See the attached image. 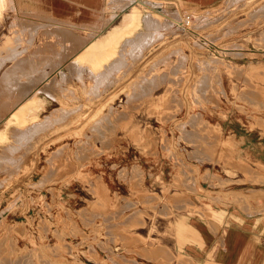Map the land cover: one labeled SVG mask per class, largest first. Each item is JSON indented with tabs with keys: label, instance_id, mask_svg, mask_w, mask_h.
<instances>
[{
	"label": "rangeland",
	"instance_id": "obj_1",
	"mask_svg": "<svg viewBox=\"0 0 264 264\" xmlns=\"http://www.w3.org/2000/svg\"><path fill=\"white\" fill-rule=\"evenodd\" d=\"M10 1L3 0L0 3V63H2L0 64V177L3 178H0V264H28V262L29 264L31 262L35 264H83L82 253L78 251L80 248H77L83 243L82 225L76 227L77 233H73L79 237L78 239L67 240L65 239V235L68 233V230L74 232L71 226L72 223L66 219L68 218L67 215L70 217H83V208L81 207L85 201L84 196L88 195V193H85V184H88V187L90 184H106V181L110 184H123L119 181L135 178L137 180L135 181L134 179L133 181H141L140 184H148L154 191H159L160 186L163 187V182L167 184H179L182 180L191 184L192 182L195 183L201 180L215 181L218 178L220 181H223L220 184L226 186L228 182L233 181V178L232 180H228V174H235L232 164L243 165L245 163L249 165V162L252 161V165L258 168V163L253 160H247L241 155L239 143L230 139L232 133L240 134L245 132L246 129L252 130L253 133L258 135L260 133L264 134V124L261 126L264 123V98H262L264 94H260L264 93V0H225L221 5L207 8H187L172 2L166 3V5L164 2H161V5H164V7L160 8V10L162 12L165 11L163 16L153 15L148 10L135 15L134 23H132L129 30L124 31V33H118L111 42L103 44L100 51L94 49L90 52L85 59V69L78 67L79 70H76L78 73L75 71L76 75L67 76V74H62L57 78L55 76L49 77L46 66H52L53 58L76 52L82 48L83 44L80 32L60 26L58 23H53L50 16L47 18L46 15L36 11L38 7L33 1L12 0V3ZM147 3L152 4L151 1ZM255 10L258 11V14ZM168 13L170 15L172 14L175 19L167 27H161L158 30L156 28L148 29V27H145L144 16L152 14L151 16L164 20L168 17ZM18 19H21V21ZM129 20L130 17L126 19V21ZM143 32L146 35L142 34ZM146 32H148V35ZM32 33L33 35L35 34V37ZM136 33L137 35L141 33L139 35L141 37L138 36L140 39L136 37ZM25 34L28 35V38L27 36L25 37ZM22 36L23 38H21ZM127 36L130 39H126ZM19 39L21 43L18 42ZM13 40L14 42L17 41V48L13 44ZM144 40L146 42L150 40L151 43H146ZM9 43L13 45L9 47ZM41 43H43V46ZM141 43L143 44L141 45ZM141 46L145 47L143 48ZM12 48L17 50L18 54L17 52L15 53L18 56L13 52ZM20 49H25V51H21ZM122 49L127 50L128 53ZM39 51L43 53L40 55ZM123 52L125 53V57L128 56V59L123 56ZM50 53L52 54L50 55ZM33 55L38 61H35L36 59H34L35 57ZM215 56L217 57L216 59ZM117 57L119 60H117ZM183 57L184 59H182ZM114 58L115 61H111ZM161 59H164V61ZM169 59L173 60L174 63L173 61L171 63ZM205 59H208V69L206 68V63H204L206 62ZM218 59L219 61L216 62ZM14 60L18 61L14 63ZM156 60L157 65H155ZM167 61L169 64H166ZM38 62H43L40 63L42 66ZM122 62L124 63L123 65ZM181 62L184 66H182ZM198 62L201 63V66ZM203 63L205 67H202L204 66ZM260 63L263 64L260 65ZM170 64H173L175 67ZM27 65L29 66L27 67ZM166 65L170 67H166ZM162 67H165L166 73L168 71L167 78ZM6 68H10L8 69L10 71L9 73ZM153 68L155 69L153 70ZM168 68L170 71L167 70ZM17 69H19L18 71L20 73L15 74ZM23 69L25 70L22 72L21 70ZM106 70H109V73ZM41 72H44L42 73L44 76ZM202 72L206 75L204 76ZM7 73L10 78L7 76ZM159 73L162 74V76H159L160 78L156 76V74L161 75ZM172 73H175L174 76ZM26 74L27 76H25ZM163 75H165L164 78L166 80L163 78ZM202 75L204 79H202ZM141 77H143V81L140 79ZM151 77L152 80L153 78L157 79L158 86L155 85V79L154 81L149 80ZM27 79L28 82L26 81ZM42 79L47 82L51 81V79L54 80L55 91L46 88ZM63 80L64 82H62ZM29 81L36 83L32 82L31 84ZM98 81H100V84H98ZM177 81L180 82V85H178ZM200 81L204 84L199 83ZM204 81H206V84ZM19 83L21 84L19 85ZM172 83H177V87ZM14 85L15 87L19 86V88H15ZM136 85L138 87L140 86V88L142 87V90ZM172 85L174 89H172ZM94 86L95 88H93ZM216 86L217 89H215ZM149 88L153 89L150 90ZM197 88H199V91H197ZM5 89H7L6 92ZM193 89L194 91H192ZM69 90L73 92L70 93ZM206 90L209 92L207 93ZM66 91L68 94L63 93ZM140 91L143 92L141 93ZM130 92L134 93L132 94ZM150 92L151 95H149ZM146 93H148V97ZM135 94L140 101L136 100V102H133L137 99ZM254 96L258 98L256 99ZM39 97H47L50 100L48 102L49 108L41 113L28 111L34 107L32 104L35 102H31L35 99V101L39 100L40 102ZM130 98L132 99L131 102L129 101ZM14 99L16 100L15 102H13ZM198 99H200V102ZM29 102L33 106L32 108ZM137 102H140L141 105ZM68 107H72L73 109H69ZM157 107L160 109H157ZM20 108H24V112ZM125 108L128 109V112H125ZM60 109L63 111L61 112ZM36 110H39V108ZM164 110L166 114L163 113ZM12 113H14L13 116H11ZM67 113L69 116L66 117L68 115ZM158 113H162L163 115L161 114L162 116H160ZM164 114L166 117H164ZM194 114H197L198 116H196L198 118L193 116ZM54 115H57L56 119ZM61 115L62 118H65L61 119ZM104 115L106 119L101 118ZM110 117L116 120L114 124H111V121L113 123L114 119ZM159 117H163L164 119ZM45 121L47 122L45 123ZM91 121L96 126L92 125ZM105 121L109 126H107ZM54 122L55 124H53ZM47 123H50V125ZM89 124L91 127H89ZM33 125L37 127L33 128ZM94 126L95 128L98 127L96 128L97 130ZM28 128H30V131H33V136ZM31 128L34 130H31ZM206 131L210 132L207 134ZM193 132H195V137L191 134ZM14 133L18 134L13 136L15 135ZM83 133L86 136L88 135L87 138ZM21 134L28 135L29 139L33 138L34 140L26 139V136L23 137ZM37 134L39 135L37 136ZM148 135L149 137L147 139ZM152 136L155 137L153 138ZM196 138L197 140L199 139L198 141L200 143ZM22 139L27 141H23ZM85 139L86 142L84 141ZM81 141L82 145L80 143ZM83 143L89 145L85 144L86 146L84 145V147ZM202 144L205 145L202 146ZM23 147H25V150H23ZM17 148L19 149V152H17L20 156L15 151ZM20 149L22 152H20ZM75 150L79 154L75 153ZM58 151L59 154H57ZM235 154L236 156L234 158ZM6 160L10 161L6 163ZM13 161L15 164L18 161L17 166H15ZM1 167H4V171ZM74 168H77L78 172ZM134 168L139 170V173ZM140 172L143 173L140 174ZM95 174H99L97 176L101 177H95ZM97 181L102 183H98ZM51 189L56 191L52 192ZM167 189L169 190V187ZM73 220H75V217ZM58 241L61 243L59 244ZM28 247L29 249L32 248L33 251L32 249L29 251ZM20 249L22 252H20ZM56 249L58 251H53ZM31 251L32 253H30ZM31 256L33 260H31Z\"/></svg>",
	"mask_w": 264,
	"mask_h": 264
},
{
	"label": "crops",
	"instance_id": "obj_2",
	"mask_svg": "<svg viewBox=\"0 0 264 264\" xmlns=\"http://www.w3.org/2000/svg\"><path fill=\"white\" fill-rule=\"evenodd\" d=\"M28 1H33L38 7L36 11L46 15L47 18L50 16L53 23L80 32L83 47L76 52L59 56L58 60L53 58L57 65L53 62L52 66H46L49 77H58L63 72V74L66 72L67 76L76 74L75 70L79 66L82 67V64L86 68L85 59L94 50L93 46L96 43L100 41L104 44L109 43L118 33H124L131 28L134 22L126 21L129 15L135 16L148 10L152 14L163 16L160 8L164 5H161V2L165 5L172 2L187 8H207L221 5L225 0ZM148 1L152 4H148ZM66 61L67 64H65ZM44 83L46 88L55 91L54 80L51 79L49 82L43 80ZM39 99V110H34L32 113H41L49 108L50 100L47 97H39ZM231 140L239 143L241 155L247 160L258 163V168L252 165V161L249 165L233 164L235 174H228V180L233 178V181L228 182L226 186L220 184L223 181L218 178L215 181L201 180L191 184L182 180L179 184L163 182V187L160 186L159 191H154L148 184H141L142 187L136 185L131 179L119 181L123 184H110L106 181L103 189L104 184H90L89 187L85 184V193L88 195L84 196L83 217L74 216L75 220H73L74 217L67 215L66 219L72 223L74 232L68 230L65 239H78L79 237L73 233H77L76 227L82 225L83 243L77 248H80L78 251L82 253L83 264H264V134L258 135L246 129L240 134L232 133ZM99 193H104V196ZM97 194L102 199L103 206ZM105 195L111 197L108 196L109 199H107ZM147 195L152 196L149 199ZM90 201H93L95 205ZM106 201L107 204H105ZM115 204L120 206L116 207ZM104 205L107 206H105L107 210ZM94 206L99 209L96 210ZM100 207H103L105 211L100 210ZM133 211L136 212L133 214ZM140 211H142L141 214ZM104 213L109 214L108 216L112 214L113 218L105 216ZM127 216L129 219L126 218ZM103 219L104 222H102ZM137 221L140 224H136ZM130 222L132 225L128 224ZM108 223H111L109 225L112 227H107ZM116 229H119L120 233ZM108 231L110 234L107 233ZM102 245L103 248H101ZM108 247H111V251ZM93 255L95 258L92 257Z\"/></svg>",
	"mask_w": 264,
	"mask_h": 264
},
{
	"label": "bare ground",
	"instance_id": "obj_3",
	"mask_svg": "<svg viewBox=\"0 0 264 264\" xmlns=\"http://www.w3.org/2000/svg\"><path fill=\"white\" fill-rule=\"evenodd\" d=\"M11 1H12V0H11ZM11 1H10V2H11ZM239 1H240V0H239ZM1 2H3V0H0V3H1ZM12 2H13V1H12ZM12 2H11V3H12ZM13 4H14V3H13ZM12 7H13V6H12ZM258 9H259V8H258ZM256 10H257V9H256ZM256 10H255V12L257 13L258 11H256ZM263 10H264V9H263ZM164 12H165V11H164ZM164 12H163V14H164ZM249 13H250V12H249ZM251 13H252V12H251ZM168 14H169V13H168ZM257 14H258V13H257ZM259 14H260V13H259ZM151 15H152V14H151ZM151 15L149 14V15H147V16H144V17H145V19H144L145 27H148V29H151V28H154V29H155V28H156V30H158V29L161 28V27H167L170 23H173V19H175V18L173 17L172 14H171V15L169 14L168 17H166L164 20H161L160 18L158 19V18L153 17V16H151ZM153 15H154V14H153ZM256 16H257V15H256ZM259 16H260V15H259ZM17 17H19V16H17ZM129 17H130L129 22L132 23L133 20H134V15L128 16L127 18H129ZM257 18H258V17H257ZM18 20H19V19H18ZM18 20H17V21H18ZM19 21H21V19H20ZM177 21H178V19H177ZM19 25H20V24H19ZM34 25H35V24H34ZM122 25H123V24H122ZM131 26H132V24H131ZM170 26H171V25H170ZM21 27H22V24H21ZM24 27H25V26H24ZM24 27H23V28H24ZM28 27H29V26H28ZM233 27H235V26H233ZM24 29H25V28H24ZM146 29H147V28H146ZM148 29H147V30H148ZM235 29H236V28H235ZM13 30H15V29H13ZM16 30H17V29H16ZM34 30H35V29H34ZM24 31H26V30H24ZM27 31H28V30H27ZM130 31H131V30H130ZM144 31H145V30H144ZM136 32H137V31H136ZM29 33H30V32H29ZM146 33H147V35H148V32H146ZM16 34H17V33H16ZM18 34H19V33H18ZM35 34H36V32H35ZM35 34L33 35V33H32V35H33L34 37H35ZM142 34H144V32H143ZM150 34H151V33H150ZM153 34H154V33H153ZM136 35H137V33H136ZM139 35H141V33H140V34L138 33V35H137L136 37H138ZM144 35H146V34H144ZM144 35H143V36H144ZM26 36H27V38H28V35L25 34V37H26ZM19 37H20V36H19ZM34 37H33V39H34ZM42 37H43V36H42ZM131 37H132V36H131ZM139 37H141V36H139ZM139 37H138V39H140ZM15 38H16V37H15ZM21 38H23V36H22ZM44 38H45V37H44ZM103 38H104V37H103ZM127 38H129V37L127 36L126 39H127ZM146 38H147V37H146ZM148 38H149V36H148ZM148 38H147V39H148ZM154 38H155V36H154ZM12 39H13V38H12ZM17 39H18V37H17ZM47 39H48V38H47ZM126 39H124V40H126ZM129 39H130V38H129ZM134 39H135V38H134ZM138 39H137V40H138ZM141 39H142V38H141ZM144 39H145V38H144ZM14 40H15V39H14ZM14 40H13L12 42H13L14 45H16V48H17V43H16L17 41L14 42ZM30 40H32V39L30 38ZM43 40H44V39H43ZM137 40H136V42H137ZM142 40H143V39H142ZM150 40H151V39H150ZM150 40L147 41V42L151 43ZM19 41H21V40L19 39L18 42H19ZM32 41H33V40H32ZM45 41H47V40L45 39ZM144 41H145V40H144ZM151 41H152V40H151ZM153 41H154V39H153ZM50 42H51V40H50ZM136 42H135V43H136ZM138 42H139V40H138ZM145 42H146V41H145ZM147 42H146V43H147ZM10 43H11V42H10ZM10 43H9V45H8L9 47L13 45V44L10 45ZM15 43H16V44H15ZM19 43H21V42H19ZM19 43H18V44H19ZM48 43H49V42H48ZM48 43H47V44H48ZM51 43H52V42H51ZM126 43H127V42H126ZM128 43H129V42H128ZM29 44H30V43H29ZM41 44H42V46H43V43H41ZM41 44H40V45H41ZM53 44H54V43H53ZM103 44H104V42H103V41H100L99 43H96V44L93 46V49H95V50H97V51H100V50H101V47L103 46ZM132 44H133V43H132ZM139 44H140V43H139ZM142 44H143V43H141V45H142ZM19 45H20V44H19ZM145 45H146V44H145ZM147 45H149V44H147ZM25 46H26V45H25ZM36 46H37V44H36ZM38 46H39V43H38ZM44 46H45V45H44ZM51 46H53V45H51ZM54 46H55V45H54ZM131 46H132V45H131ZM23 47H24V46H23ZM132 47H133V46H132ZM136 47H138V46L136 45ZM141 47H143V46H141ZM144 47H145V46H144ZM144 47H143V48H144ZM33 48H34V47H33ZM42 48H43V47H42ZM42 48H41V49H42ZM49 48H50V47H49ZM51 48H52V47H51ZM54 48H56V47H54ZM122 48H123V47H122ZM126 48H127V47H126ZM128 48H129V47H128ZM134 48H135V46H134ZM143 48H141V49H143ZM26 49H28V48L26 47ZM38 49H39V48H38ZM52 49H53V48H52ZM56 49H57V48H56ZM3 50H5V49H3ZM12 50H13L14 53L17 52V50H15L14 48H12ZM14 50H15V51H14ZM20 50H21V51H25V49H24V50L20 49ZM20 50H19V51H20ZM29 50H30V49H29ZM31 50H32V49H31ZM34 50H35V49H34ZM119 50H121V49H119ZM122 50H123V49H122ZM124 50H125V49H124ZM124 50H123V51H124ZM128 50H129V49H128ZM143 50H144V49H143ZM5 51H7V50H5ZM45 51H46V49H45ZM49 51H50V50H49ZM135 51H136V50H135ZM9 52H10V51H9ZM13 52H11V53H13ZM26 52H28V51H26ZM30 52H31V51H30ZM34 52H35V51H34ZM36 52H37V51H36ZM50 52H51V51H50ZM53 52H54V51H53ZM119 52H120V51H119ZM119 52H118V53H119ZM121 52H122V51H121ZM125 52H127V50H125ZM129 52H131V51H129ZM0 53H1V52H0ZM20 53H21V52H20ZM28 53H29V52H28ZM37 53H38V52H37ZM39 53H40V55H41L43 52L41 53V52L39 51ZM57 53H58V52H57ZM127 53H128V52H127ZM15 54H16V53H15ZM17 54H18V52H17ZM17 54H16V55H17ZM47 54H48V53H47ZM51 54H52V53H50V55H51ZM121 54H122V53H121ZM131 54H133V53L131 52ZM131 54H129V55H131ZM10 55H11V54H10ZM28 55H29V54H28ZM31 55H32V54H31ZM31 55H30V56H31ZM36 55H37V54H36ZM48 55H49V54H48ZM124 55H125V53L123 52V56H124ZM134 55H135V54H134ZM0 56H1V55H0ZM11 56H12V55H11ZM11 56H10V57H11ZM14 56H15V55H14ZM17 56H18V55H17ZM33 56H34V55H33ZM37 56H38V55H37ZM56 56H57V55H56ZM80 56L82 57V55H80ZM120 56H122V55H120ZM126 56H127V54H126ZM187 56H188V55H187ZM20 57H21V56H20ZM22 57H23V54H22ZM34 57H35V56H34ZM49 57H50V56H49ZM60 57H61V56H60ZM118 57H119V56H118ZM118 57H117V60H119ZM124 57H125V56H124ZM127 57H128V56H127ZM127 57H125V58H127ZM168 57H169V56H168ZM26 58H27V57H26ZM30 58H31V57H30ZM30 58H28V60H30ZM42 58H43V57H42ZM47 58H48V57H47ZM62 58H63V57H62ZM216 58H217V57L215 56V59H216ZM218 58L220 59V57H218ZM2 59H3V58H2ZM14 59H15V58H14ZM21 59H22V58H21ZM24 59H25V58H24ZM34 59H36V57H35ZM51 59H52V58H51ZM54 59H55V58H54ZM54 59H53V60H54ZM65 59H66V58H65ZM122 59H123V58H122ZM122 59H121V60H122ZM127 59H128V58H127ZM179 59H181V58H179ZM179 59H178V60H179ZM182 59H184V57H183ZM210 59H211V58H210ZM219 59L216 60V62L219 61ZM18 60H19V59H18ZM18 60H17V61H18ZM26 60H27V59H26ZM32 60H33V57H32ZM32 60H31V62H32ZM53 60H52V61H53ZM57 60H58V56H57ZM57 60H56V61H57ZM78 60H79V59H78ZM113 60L115 61V58L112 59L111 61H113ZM117 60H116V61H117ZM161 60H162V59H161ZM166 60H167V59H166ZM169 60H170V59H169ZM205 60H206V59H205ZM212 60H213V57H212ZM15 61H16V60H14V63L17 62V61L15 62ZM35 61H38V60L36 59ZM122 61H123V60H122ZM127 61H128V60H127ZM158 61H160V60L158 59ZM162 61H164V59H163ZM171 61H173V60H170V62H171ZM182 61H183V60H182ZM185 61H186V60H185ZM207 61H208V59H207L206 62H204V63H206V68L208 69L209 67H208V64H207L208 62H207ZM221 61H222V60H221ZM19 62H21V61H19ZM19 62H18V63H19ZM47 62H48V61H47ZM49 62H50V60H49ZM49 62H48V63H49ZM53 62H54V61H53ZM165 62H166V61H165ZM176 62H177V61H176ZM202 62H203V61H202ZM222 62H223V61H222ZM27 63H28V62H27ZM32 63H33V62H32ZM38 63H39V62H38ZM40 63H43V62H40ZM40 63H39V64H40ZM50 63H51V62H50ZM56 63H57V62H56ZM56 63H55V64H56ZM113 63H114V62H113ZM113 63H112V64H113ZM116 63H117V62H116ZM125 63H127V62H125ZM159 63H161V62H159ZM171 63H172V62H171ZM173 63H174V61H173ZM177 63H178V62H177ZM183 63H184V61H183ZM198 63H199V65L201 66V63H200V62H198ZM204 63H203V64H204ZM226 63H227V62H226ZM0 64H2V63H0ZM21 64H23V63H21ZM30 64H31V63H30ZM45 64L47 65V63H45ZM65 64H67V61H66ZM72 64H74V63L72 62ZM75 64H76V63H75ZM104 64H105V63H104ZM110 64H111V63H110ZM123 64H124V63L122 62V65H123ZM154 64H155V63H154ZM166 64H169L168 61H167ZM179 64H180V63H179ZM181 64H182V62H181ZM203 64H202V65H203ZM261 64H263V63H260V65H261ZM23 65H26V64H23ZM23 65H22V66H23ZM40 65H41V64H40ZM40 65H38V66H40ZM56 65H57V64H56ZM69 65H70V64H69ZM115 65L117 66V64H115ZM120 65H121V64H120ZM155 65H157V60H156V64H155ZM170 65H173V64H170ZM196 65H198V64H196ZM28 66H29V65H27V67H28ZM33 66H34V65H33ZM41 66H42V65H41ZM50 66H51V65H50ZM78 66H79V65H78ZM83 66H84V65L82 64V67H83ZM85 66H86V65H85ZM167 66H168V65H166V67H167ZM173 66H174V65H173ZM182 66H184V65L182 64ZM182 66H181V67H182ZM224 66H225V65H224ZM229 66H231V65H229ZM232 66H233V65H232ZM18 67L20 68V66H18ZM75 67H76V66H75ZM79 67H81V66H79ZM82 67H81V68H82ZM91 67H92V66H91ZM113 67H114V66H113ZM168 67H170V66H168ZM174 67H175V66H174ZM174 67H172V68H174ZM181 67H179V68H181ZM197 67H198V66H197ZM202 67H205V64H204V66H202ZM251 67H252V64H251ZM255 67H256V65H255ZM255 67H254V68H255ZM258 67H259V66H258ZM10 68H12V67H10ZM10 68H8V69H10ZM15 68H16V67H15ZM55 68H56V67H55ZM77 68H78V67H77ZM81 68H80V69H81ZM83 68H84V67H83ZM89 68H90V67H89ZM105 68L108 69L107 67H105ZM111 68H112V67H111ZM117 68H118V67H117ZM117 68H116V69H117ZM120 68H121V67H120ZM120 68H119V69H120ZM162 68H163V67H162ZM162 68H161V69H162ZM6 69H7V68H6ZM8 69H7V71H8ZM12 69H14V68H12ZM12 69H11V71H12ZM84 69H85V68H84ZM84 69H83V70H84ZM92 69H93V68H92ZM101 69H102V68H101ZM149 69H150V68H149ZM154 69H155V68H153V70H154ZM158 69H159V68H158ZM158 69H157V70H158ZM163 69H164V70H163ZM163 69H162V70L165 72V71H166L165 67H164ZM170 69H171V68H170ZM181 69H182V68H181ZM198 69H199V68H198ZM252 69H253V68H252ZM18 70H19V69H17V70L15 71V74L18 73V72L20 73V71H18ZM24 70H25V69H23V70H21V71L23 72ZM28 70H29V69H28ZM39 70H40V69H39ZM77 70H79V69H77ZM89 70H90V69H89ZM94 70H96V69H94ZM111 70H112V69H111ZM151 70H152V68H151ZM167 70H169V68H168ZM179 70H180V69H179ZM209 70H210V69H209ZM26 71H27V70H26ZM29 71H30V70H29ZM41 71H42V69H41ZM75 71H76V70H75ZM80 71H81V70H80ZM96 71H97V70H96ZM96 71H95V72H96ZM106 71H108V73H109V70H106ZM114 71H115V70H114ZM114 71H113V73H114ZM155 71H156V70H155ZM169 71H170V70H169ZM172 71H174V70H172ZM183 71H184V70H183ZM201 71H203V70H201ZM205 71H207V70H205ZM9 72H10V71H8V73H9ZM13 72H14V71H13ZM13 72H12V74H13ZM39 72H40V71H39ZM39 72H38V73H39ZM47 72H48V71H47ZM62 72H63V71H62ZM89 72H90V71H89ZM152 72H153V71H152ZM152 72H151V73H152ZM184 72H185V71H184ZM195 72H196V71H195ZM203 72H204V71H203ZM203 72H202V74L205 76L206 74L203 73ZM230 72H231V71H230ZM239 72H240V71H239ZM8 73H7V76L9 77ZM25 73H26V72H25ZM34 73H36V72L34 71ZM42 73H44V72H41V74H42ZM45 73H46V71H45ZM63 73H64V72H63ZM63 73H62V74H63ZM76 73H78V72L76 71ZM116 73H117V72H116ZM149 73H150V72H149ZM156 73H158V72H156ZM165 73H166V72H165ZM167 73H168V71H167ZM167 73H166V78H167ZM169 73H170V72H169ZM175 73H176V72H175ZM175 73H174V74H175ZM208 73H209V72H208ZM232 73H233V72H232ZM41 74H39V75H41ZM60 74H61V73H60ZM66 74H67V73L65 72L64 75H66ZM92 74H93V73H92ZM110 74H111V71H110ZM153 74H154V72H153ZM159 74H161V73H159ZM174 74L172 73L173 76H174ZM253 74H254V73H253ZM260 74H261V73H260ZM4 75H5V73H4ZM19 75H21V74H19ZM28 75H29V74H28ZM33 75H34V74H33ZM36 75H37V74H36ZM42 75H43V74H42ZM53 75H54V74H53ZM64 75H63V77H64ZM67 75H68V74H67ZM75 75H76V74H75ZM80 75H81V72H80ZM111 75H112V74H111ZM148 75H149V74H148ZM154 75H155V74H154ZM154 75H153V76H154ZM172 75H171V76H172ZM203 75H202V79H204V78H203ZM207 75H208V74H207ZM218 75H219V74H218ZM10 76H11V74H10ZM25 76H27V74H26ZM43 76H44V75H43ZM90 76H91V75H90ZM90 76H89V78H90ZM93 76H94V74H93ZM95 76H97V75H95ZM151 76H152V75H151ZM156 76H157L158 78H160L159 76H162V74H161V75H157V74H156ZM156 76H154V77H156ZM164 76H165V75H163V78H164ZM180 76H181V75H180ZM4 77H5V76H4ZM8 77H7V78H8ZM16 77H17V75H16ZM39 77H40V76H39ZM78 77H79V76H78ZM87 77H88V76H87ZM103 77L105 78V76H103ZM106 77H107V76H106ZM169 77H170V76H169ZM177 77H178V76H177ZM182 77H183V76H182ZM182 77H180V78H182ZM208 77L210 78V76H208ZM217 77H218V76H217ZM246 77H247V76H246ZM254 77H255V76H254ZM9 78H10V77H9ZM19 78H20V77H19ZM28 78H29V77H28ZM36 78H37V77H36ZM56 78H57V77H56ZM99 78H100V77H99ZM113 78H114V77H113ZM142 78H143V77H141L140 79L142 80ZM145 78H146V76H145ZM183 78H184V77H183ZM1 79H2V78H1ZM23 79H24V78H23ZM25 79H26V78H25ZM62 79H63V78H62ZM91 79H92V78H91ZM102 79H103V78H102ZM106 79H107V78H106ZM114 79H115V78H114ZM154 79H155V82H156L155 85H157L158 82L156 81V80H157L156 78H153V80H152V77H151V79H149V80L154 81ZM164 79H165V78H164ZM8 80H10V79H8ZM12 80H13V79H12ZM31 80H33V79H31ZM37 80H38V79H37ZM42 80H43V79H42ZM99 80H101V79H99ZM110 80H111V79H110ZM143 80H144V79H143ZM143 80H142V81H143ZM165 80H166V79H165ZM175 80H176V76H175ZM178 80H179V78H178ZM219 80H220V77H219ZM2 81H3V80H2ZM4 81H5V80H4ZM6 81H7V80H6ZM13 81H14V80H13ZM26 81L28 82V79H27ZM60 81H61V80H60ZM93 81H94V80H93ZM103 81H104V79H103ZM103 81H102V83H103ZM162 81H163V79H162ZM169 81H170V80H169ZM201 81H202V80H201ZM201 81H200L199 83H203V82H201ZM216 81H217V80H216ZM14 82H15V81H14ZM23 82H24V81H23ZM29 82H30V81H29ZM32 82H33V81H32ZM32 82H30V83L32 84ZM62 82H64V80H63ZM90 82H92V81H90ZM90 82H89V83H90ZM94 82H95V81H94ZM98 82H99L98 84H100V81H98ZM105 82H106V81H105ZM108 82H109V81H108ZM146 82H147V81H146ZM175 82H176V81H175ZM177 82H178V81H177ZM204 82H205V84H206V81H204ZM210 82H211V81H210ZM217 82H218V81H217ZM219 82H220V81H219ZM24 83H25V82H24ZM33 83H36V82H33ZM39 83H40V82H39ZM69 83H70V82H69ZM71 83H72V82H71ZM150 83H151V82H150ZM153 83H154V82H153ZM159 83H160V82H159ZM173 83H174V82H173ZM173 83H172V84H173ZM20 84H21V83H19V85H20ZM31 84H30V85H31ZM93 84H94V83H93ZM95 84H96V82H95ZM176 84H177V83H176ZM176 84H173V85L176 86ZM203 84H204V83H203ZM212 84H213V83H212ZM1 85H2V84H1ZM90 85L92 86L91 83H90ZM107 85H108V84H107ZM138 85H140V84L138 83ZM169 85H170V84H169ZM169 85H168V86H169ZM173 85H172V87H173ZM178 85H180V82H178ZM195 85L199 87V85H197V83H195ZM209 85H210V83H209ZM219 85H221V84H219ZM5 86H6V85H5ZM99 86H100V85H99ZM136 86H137V85H136ZM150 86H151V85H150ZM150 86H148V87H150ZM153 86H154V85H153ZM153 86H152V87H153ZM157 86H158V85H157ZM196 86H195V87H196ZM202 86H203V85H202ZM202 86H201V87H202ZM206 86H207V85H206ZM214 86H215V85H214ZM214 86H213V87H214ZM235 86H236V85H235ZM251 86H252V85H251ZM0 87H1V86H0ZM2 87H3V86H2ZM8 87H9V86H8ZM14 87H15V85H14ZM61 87H62V86H61ZM101 87H102V85H101ZM103 87H104V84H103ZM137 87H138V86H137ZM154 87H155V86H154ZM176 87H177V86H176ZM220 87H223V86H220ZM258 87H259V86H257V88H258ZM6 88H7V87H6ZM15 88H19V86H18V87H15ZM93 88H95V86H94ZM106 88H107V87H106ZM138 88H140V86H139ZM138 88H137V90H138ZM141 88H142V87H141ZM141 88H140V89H141ZM210 88H211V87H210ZM235 88H237V87H235ZM10 89H11V88H10ZM97 89H99V88H97ZM102 89H103V88H102ZM143 89H144V88H143ZM149 89L152 90L153 88H152V89L149 88ZM172 89H174V87H173ZM176 89H177V88H176ZM198 89H199V88H197V91H199ZM215 89H217V86H216ZM221 89H222V88H221ZM259 89H260V87H259ZM261 89H262V88H261ZM2 90H4V89H2ZM6 90H7V89H5V92H6ZM8 90H9V89H8ZM16 90H17V89H16ZM53 90H54V89H53ZM71 90H72V89H71ZM73 90H74V89H73ZM80 90H81V89H80ZM135 90H136V89H135ZM141 90H142V89H141ZM166 90L168 91V89H166ZM177 90H178V89H177ZM177 90H176V92H177ZM208 90H209V89H208ZM208 90H206L207 93L209 92ZM234 90H235V89H234ZM248 90H250V89H248ZM9 91H10V90H9ZM12 91H13V90H12ZM96 91L98 92V90H96ZM147 91H148V90H147ZM167 91H166V92H167ZM179 91H180V90H179ZM192 91H194V89H193ZM192 91H191V92H192ZM200 91H201V90H200ZM222 91H223V89H222ZM242 91H243V90H242ZM3 92H4V91H3ZM47 92H48V91H47ZM69 92H70V90H69ZM71 92H73V91H71ZM71 92H70V93H71ZM74 92H76V91H74ZM80 92H81V91H80ZM97 92H96V93H97ZM140 92H141V91H140ZM142 92H143V91H142ZM142 92H141V93H142ZM166 92H165V93H166ZM170 92H171V91H170ZM172 92H173V90H172ZM174 92H175V91H174ZM174 92H173V93H174ZM202 92H203V91H202ZM239 92H240V91H239ZM257 92H258V91H257ZM1 93H2V92H1ZM10 93H11V92H10ZM17 93H18V92H17ZM63 93H67V91H66V92H63ZM94 93H95V92H94ZM130 93H132V92H130ZM133 93H134V92H133ZM133 93H132V94H133ZM135 93H136V92H135ZM144 93H145V91H144ZM165 93H164V94H165ZM168 93H169V92H168ZM200 93H201V92H200ZM4 94H5V93H4ZM12 94H13V93H12ZM67 94H68V93H67ZM73 94H74V93H73ZM88 94H89V93H88ZM88 94H87V95H88ZM132 94H131V95H132ZM146 94H147V97H148L149 95H151V92H150L149 95H148V93H146ZM174 94H176V93H174ZM174 94H173V95H174ZM195 94H196V93H195ZM210 94H211V93H210ZM260 94L263 95L264 93H260ZM17 95L19 96V94H17ZM21 95H22V94H21ZM131 95H130V96H131ZM135 95H136V94H135ZM140 95H142V94H140ZM165 95H166V94H165ZM170 95H171V94H170ZM190 95H191V94H190ZM246 95H247V94H246ZM2 96H3V95H2ZM6 96H7V95H6ZM14 96H15V94H14ZM50 96H51V95H50ZM52 96H53V95H52ZM65 96H67V95H65ZM143 96H144V95H143ZM160 96H161V95H160ZM168 96H169V95H168ZM200 96H201V95H200ZM202 96H204V95H202ZM205 96H206V95H205ZM258 96H259V95H258ZM4 97H5V95H4ZM9 97H10V96H9ZM12 97H13V96H12ZM29 97H30V96H29ZM74 97H75V96H74ZM136 97H137V95H136ZM139 97H140V96H139ZM144 97L146 98V96H144ZM144 97H141V98H144ZM163 97H164V96H163ZM190 97H192V96H190ZM193 97L195 98V96H193ZM249 97H250V96H249ZM254 97H255V96H254ZM23 98H24V96H23ZM33 98H34V97H33ZM36 98H37V97H36ZM59 98H60V97H59ZM132 98H133V95H132ZM141 98H140V99H141ZM197 98H198V97H197ZM204 98H205V97H204ZM255 98L257 99L258 97H255ZM262 98H264V97H262ZM5 99H6V98H5ZM9 99H10V98H9ZM12 99H13V98H12ZM16 99H17V98H16ZM134 99H135V98H134ZM134 99H133V100H134ZM7 100H8V98H7ZM18 100H19V99H18ZM18 100H17V101H18ZM30 100H31V99H30ZM35 100H36V99H35ZM35 100H34L33 102H31V103H34V102H35L34 104H32V105H34V107H33V106L31 105V103L29 102L30 105H31V108H32V107H33V108H32V109L29 108V109H31V110H28V111L32 112V111L36 110L37 108H39L40 102H39V100H38V101H35ZM131 100H132V99L130 98L129 101L131 102ZM136 100H139L138 97H137V99H135V101H133V102H136ZM141 100H143V99H141ZM148 100H149V98H148ZM191 100H192V99H191ZM196 100H197V99H196ZM196 100H195V101H196ZM253 100H254V99H253ZM11 101H13V100H11ZM15 101H16V100L14 99L13 102H15ZM31 101H32V100H31ZM127 101H128V99H127ZM139 101H140V100H139ZM163 101H164V99H163ZM163 101H162V102H163ZM198 101L200 102V99H198ZM260 101H261V100H260ZM141 102H143V101H141ZM191 102H192V101H191ZM196 102H197V101H196ZM218 102H219V101H218ZM4 103H5V102H4ZM29 103H28V104H29ZM137 103L140 104V102H137ZM134 104H136V103H134ZM160 104L162 105V103H160ZM5 105H6V104H5ZM13 105H14V104H13ZM26 105H27V104H26ZM30 105H28V106H30ZM78 105H79V104H78ZM140 105H141V104H140ZM163 105H165V104H163ZM170 105H171V104H170ZM170 105H169V106H170ZM262 105H263V104H262ZM8 106H9V104H8ZM11 106H12V104H11ZM28 106H27V107H28ZM129 106H130V104H129ZM137 106H138V104H137ZM137 106H136V108H137ZM260 106H261V105H260ZM4 107H5V106H4ZM4 107H2V108H4ZM24 107H25V106H24ZM60 107H61V106H60ZM60 107H59V108H60ZM109 107H110V106H109ZM130 107H131V106H130ZM138 107H139V106H138ZM171 107H172V106H171ZM262 107H263V106H262ZM7 108H8V107H7ZM68 108H69V107H68ZM68 108H67V109H68ZM70 108H72V107H70ZM70 108H69V109H70ZM75 108L77 109V107H75ZM126 108H127V107H126ZM126 108H125V109H126ZM131 108H132V107H131ZM134 108H135V107H134ZM151 108H152V107H151ZM158 108H159V107H157V109H158ZM167 108H168V106H167ZM167 108H166V109H167ZM20 109H21V111L24 112V108H20ZM54 109H57V108H54ZM54 109H53V110H54ZM72 109H73V108H72ZM125 109H124V110H125ZM153 109L155 110V108H153ZM159 109H160V108H159ZM8 110H9V109H8ZM63 110H65V109L63 108ZM63 110L60 109L61 112H62ZM110 110H111V109H110ZM127 110H128V109H126L125 112H128ZM169 110H170V109H169ZM0 111H1V109H0ZM5 111H6V110H5ZM18 111H19V110H18ZM25 111H26V110H25ZM28 111H27V112H28ZM80 111H81V110H80ZM120 111H121V110H120ZM159 111H160V110H159ZM8 112H9V111H8ZM129 112H130V111H129ZM166 112H168V111H166ZM3 113H4V112H3ZM10 113H11V112H10ZM58 113H59V112H58ZM63 113H64V112H63ZM65 113H66V112H65ZM70 113H71V111H70ZM75 113H76V112H75ZM163 113H165V110L163 111ZM13 114H14V113H12L11 116H13ZM67 114H68V113H67ZM114 114H117V113H114ZM114 114H113V116H114ZM124 114H126V113H124ZM158 114H160V113H158ZM161 114H162V113H161ZM161 114H160V116L163 115V114H162V115H161ZM165 114H166V113H165ZM165 114H164V115H165ZM4 115H6V114H4ZM4 115H2V116H4ZM52 115H53V114H52ZM83 115H84V114H83ZM108 115H109V114H108ZM108 115H106V116H108ZM174 115H175V114H174ZM196 115H197V114H194L193 116L197 117L198 115H197V116H196ZM47 116H48V115H47ZM49 116H51V115H49ZM56 116H57V115H56ZM56 116L54 115L55 119H56ZM67 116H69V114L66 115V117H67ZM90 116H91V115H90ZM111 116H112V115H111ZM119 116H121V115H119ZM52 117H53V116H52ZM54 117H53V118H54ZM59 117H60V116H59ZM71 117H72V116H71ZM164 117H166V115H165ZM172 117H173V116H172ZM175 117H176V116H175ZM38 118H39V117H38ZM64 118H65V117H64ZM64 118H62V115H61V119H64ZM77 118H78V117H77ZM101 118H102V119H103V118L106 119L105 115H104L103 117L101 116ZM110 118H112V117H110ZM119 118H120V117H119ZM125 118H128V117H125ZM159 118H161V117H159ZM162 118H163V117H162ZM162 118H161V119H162ZM197 118H198V117H197ZM197 118H195V119H197ZM36 119H37V118H36ZM48 119H50V118L48 117ZM90 119H91V117H90ZM93 119H94V118H93ZM95 119H96V118H95ZM102 119H101V120H102ZM112 119H114V118H112ZM121 119H122V118H121ZM128 119H129V118H128ZM163 119H164V118H163ZM175 119H176V118H175ZM195 119H194V120H195ZM41 120H43V119H41ZM75 120H76V119H75ZM75 120H74V121H75ZM96 120L98 121V119H96ZM124 120H125V119H124ZM50 121H51V120H50ZM50 121H49V122H50ZM53 121H54V120H53ZM117 121L119 122V120H117ZM122 121H123V119H122ZM129 121H131V120H129ZM192 121H193V119H192ZM192 121H191V122H192ZM199 121H200V120H199ZM36 122H37V121H36ZM38 122H40V121H38ZM41 122H42V121H41ZM46 122H47V121H45V123H46ZM66 122H67V121H66ZM91 122H92V121H91ZM105 122H106V121H105ZM115 122H116V120L114 119V122L112 123V121H111V124H114ZM126 122H127V121H126ZM195 122H196V121H195ZM195 122H194V123H195ZM81 123H82V122H81ZM109 123H110V122H109ZM121 123H122V122H121ZM47 124L50 125V123H47ZM53 124H55V122H54ZM67 124H68V123H67ZM69 124H70V122H69ZM71 124H72V123H71ZM85 124H86V123H85ZM106 124H107V126H109L107 122H106ZM260 124H261V123H260ZM263 124H264V123H262L261 126H262ZM27 125H28V123H27ZM41 125H42V124H41ZM57 125H60V124H57ZM57 125H56V126H57ZM89 125H90V124H89ZM89 125H88V126H89ZM92 125H95V126H96V124L93 123V122H92ZM117 125H118V123H117ZM146 125H147V124H146ZM54 126H55V125H54ZM85 126H86V125H85ZM95 126H94V128H95ZM97 126H99V125H97ZM148 126H150V125H148ZM182 126H183V125H182ZM196 126H197V125H196ZM196 126H195V127H196ZM199 126H200V125H199ZM17 127H18V126H17ZM35 127H37V126H35ZM35 127H34V125H33V128H35ZM39 127H40V126H39ZM47 127H48V126H47ZM89 127H91V125H90ZM100 127H101V126H100ZM100 127H99V128H100ZM104 127H105V126H104ZM150 127H151V126H150ZM184 127H185V126H184ZM201 127H202V125H201ZM33 128H31V130H32ZM42 128H43V126H42ZM45 128H46V127H45ZM51 128H52V127H51ZM76 128H77V126H76ZM96 128H98V127H96ZM96 128H95V129H96ZM11 129H12V127H11ZM23 129H24V128H23ZM23 129H22V130H23ZM29 129H30V128H28V130H29ZM37 129H38V128H37ZM47 129H48V128H47ZM56 129H57V128H56ZM78 129H79V128H78ZM84 129H85V128H84ZM92 129H93V128H92ZM92 129H91V130H92ZM101 129H102V128H101ZM114 129H115V128H114ZM146 129H147V128H146ZM150 129H151V128H150ZM183 129H184V128H183ZM183 129H182V130H183ZM185 129H187V128H185ZM20 130H21V129H20ZM20 130H19V131H20ZM33 130H34V129H33ZM43 130H44V129H43ZM45 130H46V129H45ZM48 130H49V129H48ZM57 130H58V129H57ZM66 130H67V129H66ZM69 130H70V129H69ZM96 130H97V129H96ZM99 130H100V129H99ZM162 130H163V129H162ZM190 130H191V129H190ZM190 130H188V131H190ZM192 130H193V129H192ZM14 131H15V130H14ZM17 131H18V130H17ZM26 131H27V129H26ZM29 131H30V130H29ZM37 131H38V130H37ZM37 131H36V132H37ZM54 131H55V130H54ZM81 131H82V130H81ZM93 131H94V130H93ZM114 131H117V130H114ZM114 131H113V133H114ZM135 131H136V130H135ZM145 131H146V130H145ZM193 131H195V130H193ZM202 131H203V130H202ZM11 132H13V131H11ZM21 132H22V131H21ZM30 132H32V136H33V134H34L33 131H30ZM34 132H35V131H34ZM146 132H147V131H146ZM149 132H150V131H149ZM182 132H183V131H182ZM182 132H181V133H182ZM191 132H192V131H191ZM208 132H210V131H208ZM208 132L206 131L207 134H208ZM38 133H39V132H38ZM40 133H41V132H40ZM77 133H78V132H77ZM84 133H85V132H84ZM84 133H83V134H84ZM94 133H95V132H94ZM99 133H100V132H99ZM194 133H195V132H193V133H191V134H192V136L195 137ZM197 133H198V132H197ZM14 134H15V135H13V136H16V134H18V133H14ZM25 134H26V133H25ZM25 134H23V135L21 134V135H22L23 137L26 136V139H27V138L29 139L28 135H25ZM29 134L31 135V133H29ZM35 134H36V133H35ZM51 134H52V133H51ZM106 134H107V133H106ZM150 134H151V133H150ZM184 134H185V133H184ZM203 134H205V133H203ZM213 134H214V133H213ZM30 135H29V136H30ZM38 135H39V134H37V136H38ZM55 135H56V134H55ZM84 135L86 136V134H84ZM93 135H94V134H93ZM95 135H96V134H95ZM109 135H110V134H109ZM153 135H154V134H153ZM196 135H197V134H196ZM200 135H201V134H200ZM210 135H211V133H210ZM11 136H12V135H11ZM13 136H12V137H13ZM17 136H18V135H17ZM19 136H20V135H19ZM37 136H36V137H37ZM51 136H52V135H51ZM87 136H88V135H87ZM87 136H86V138H87ZM89 136H90V135H89ZM96 136H97V135H96ZM145 136H146V135H145ZM207 136H208V135H207ZM105 137H107V136H105ZM113 137H114V136H113ZM148 137H149V135L147 136V139H148ZM152 137H153V136H152ZM154 137H155V136H154ZM154 137H153V138H154ZM188 137H189V136H188ZM194 137H193V138H194ZM16 138L18 139V137H16ZM98 138H99V137H98ZM102 138H103V136H102ZM111 138H112V137H111ZM200 138H201V137H200ZM14 139H15V138H14ZM23 139H25V138H23ZM23 139H22V140H23ZM30 139H31V138H30ZM30 139H29V140H30ZM46 139H47V138H46ZM49 139H50V138H49ZM80 139H81V138H80ZM99 139H101V138H99ZM107 139H108V138H107ZM107 139H106V140H107ZM202 139H203V137H202ZM216 139H217V138H216ZM218 139H219V138H218ZM29 140H28V141H29ZM31 140H34V139L32 138ZM88 140H89V139H88ZM92 140H93V139H92ZM193 140H194V139H193ZM193 140H192V141H193ZM196 140H197V138H196ZM198 140H199V139H198ZM198 140H197V141H198ZM204 140H205V139H204ZM206 140H207V139H206ZM230 140H231V139H230ZM15 141H17V140L15 139ZM23 141H27V140H23ZM23 141H22V142H23ZM46 141H47V140H46ZM78 141H79V140H78ZM84 141L86 142V139H85ZM94 141H95V140H94ZM200 141H201V140H200ZM212 141H213V140H212ZM8 142H9V141H8ZM42 142H43V141H42ZM198 142H199V141H198ZM201 142H202V141H201ZM203 142H204V141H203ZM210 142H211V141H210ZM217 142H218V141H217ZM80 143H81V145H82V141H81ZM87 143H88V142H87ZM87 143H83V146H84L85 144H86V145H89V144H87ZM102 143H103V142H102ZM107 143H108V142H107ZM165 143H166V142H165ZM199 143H200V142H199ZM215 143H216V142H215ZM9 144H10V143H9ZM22 144H23V143H22ZM24 144H26V143H24ZM205 144H206V143H205ZM205 144H202V146L205 145ZM230 144H231V143H230ZM4 145H5V144H4ZM26 145H27V144H26ZM30 145H32V144H30ZM30 145H29V147H30ZM33 145H34V143H33ZM86 145H85V146H86ZM93 145H94V143H93ZM154 145H155V144H154ZM161 145H162V144H161ZM211 145H212V144H211ZM0 146H1V145H0ZM8 146H9V145H8ZM8 146H7V147H8ZM11 146H12V144H11ZM14 146H15V145H14ZM17 146H18V145H17ZM40 146H41V144H40ZM85 146H84V147H85ZM155 146H156V145H155ZM155 146H154V147H155ZM215 146H216V145H215ZM226 146H227V145H226ZM2 147H3V146H2ZM27 147H28V146H27ZM62 147H63V146H62ZM79 147H80V146H79ZM105 147H106V146H105ZM107 147H108V146H107ZM208 147H209V146H208ZM3 148H5V147H3ZM15 148H16V147H15ZM19 148H20V146H19ZM23 148H24L23 150H25V147H23ZM40 148H41V147H40ZM81 148H82V147H81ZM228 148H229V147H228ZM1 149H2V148H1ZM9 149H10V147H9ZM9 149H8V150H9ZM21 149H22V148H21ZM21 149H20V152H22ZM103 149H104V148H103ZM8 150H7V151H8ZM11 150H12V149H11ZM18 150H19L18 148L15 149V151H16L17 154H18V152H19ZM80 150H81V149H80ZM88 150H89V149H88ZM95 150L97 151V149H95ZM150 150H151V149H150ZM201 150H202V149H201ZM209 150H210V149H209ZM1 151H3V150H1ZM17 151H18V152H17ZM26 151H27V149H26ZM55 151H56V150H55ZM60 151H61V150H60ZM86 151H87V150H86ZM89 151H91V150H89ZM207 151H208V150H207ZM220 151H221V150H220ZM225 151H226V150H225ZM23 152H24V151H23ZM82 152H83V151H82ZM84 152H85V150H84ZM84 152H83V153H84ZM91 152H93V151H91ZM100 152H101V151H100ZM203 152H204V151H203ZM214 152H215V151H214ZM230 152H231V151H230ZM0 153H1V152H0ZM2 153H3V152H2ZM14 153H15V152H14ZM25 153H26V152H25ZM27 153H28V152H27ZM56 153H57V152H56ZM56 153H55V155L57 156V154H59V151H58L57 154H56ZM75 153H78V154H79V152H76V150H75ZM83 153H82V154H83ZM93 153H94V152H93ZM96 153H97V152H96ZM205 153H206V152H205ZM12 154H13V153H12ZM80 154H81V151H80ZM99 154H100V153H99ZM214 154H215V153H214ZM18 155L20 156V154H18ZM23 155H26V154H23ZM23 155H22V156H23ZM63 155H64V154H63ZM90 155H92V154H90ZM202 155H203V154H202ZM207 155H208V154H207ZM0 156H1V154H0ZM7 156H8V155H7ZM19 156H18V157H19ZM22 156H21V157H22ZM78 156H80V155H78ZM78 156H77V157H78ZM5 157H6V155H5ZM82 157H83V156H82ZM209 157H210V156H209ZM231 157H232V156H231ZM2 158H4V157L2 156ZM7 158H8V157H7ZM10 158H11V157H10ZM22 158H23V157H22ZM87 158H89V157L87 156ZM87 158H86V159H87ZM199 158H200V157H199ZM234 158H235V157H234ZM50 159H51V158H50ZM200 159H201V158H200ZM211 159H212V158H211ZM232 159H233V158H232ZM3 160H5V159H3ZM16 160H17V159H16ZM20 160H21V159H20ZM22 160H23V159H22ZM63 160H64V159H63ZM84 160H85V159H84ZM84 160H83V161H84ZM217 160H219V159L217 158ZM0 161H1V159H0ZM8 161H10V160H8ZM8 161L6 160L5 162L7 163ZM214 161H215V160H214ZM228 161H229V160H228ZM232 161H233V160H232ZM5 162H4V163H5ZM16 162L18 163V161H16ZM59 162H60V161H59ZM76 162H77V161H76ZM81 162H82V161H81ZM6 163H5V164H6ZM10 163H11V162H10ZM13 163H14V161H13ZM17 163H16V164H17ZM21 163H22V162H21ZM71 163H72V162H71ZM5 164H4V165H5ZM14 164H15V163H14ZM16 164H15V166H17ZM244 164H245V163H244ZM7 165H8V164H7ZM11 165H12V164H11ZM19 165H20V164H19ZM229 165H230V164H229ZM232 165H233V164H232ZM240 165H241V164H239V166H240ZM9 166H10V164H9ZM12 166H13V165H12ZM53 166H54V165H53ZM7 167H8V166H7ZM55 167H56V166H55ZM132 167H133V166H132ZM1 168H2V167H1ZM5 168H6V167H5ZM8 168H9V167H8ZM69 168H70V167H69ZM136 168H137V167H136ZM136 168H134V170H136ZM2 169H3V171H4V167H3ZM2 169H1V171H2ZM70 169H71V168H70ZM74 169H75V168H74ZM120 169H121V168H120ZM138 169H139V168H138ZM240 169H242V168L240 167ZM10 170H11V169H10ZM75 170H77V172H78V169H77V168H76ZM140 170H141V169H140ZM242 170H243V169H242ZM3 171H2V173H3ZM136 171H138V173H139V170H136ZM141 171H142V170H141ZM255 171H256V170H255ZM131 172H134V171H131ZM141 173H143V172H140V174H141ZM260 173H261V172H260ZM124 174H125V172H124ZM136 174H137V173H136ZM254 174H255V173H254ZM0 175H1V174H0ZM6 175H7V174H6ZM97 175H99V174H95V177H96ZM137 175H138V174H137ZM2 176L5 178L4 175H2ZM61 176H62V175H61ZM87 176H88V175H87ZM130 176H131V175H130ZM132 176H133V175H132ZM134 176H136V175L134 174ZM138 176H139V175H138ZM138 176H137V177H138ZM257 176H258V175H257ZM257 176H256V177H257ZM88 177H89V176H88ZM88 177H87V178H88ZM91 177H92V175H91ZM95 177H94V179H95V181H96V178H95ZM97 177H98V176H97ZM100 177H101V176H100ZM100 177H98V178H100ZM125 177H126V174H125ZM256 177H255V178H256ZM0 178H2V177H0ZM53 178H54V177H53ZM67 178H68V177H67ZM67 178H65V179H67ZM133 178H134V177H133ZM138 178H139V177H138ZM206 178H208V177H206ZM2 179H3V178H2ZM91 179H92V178H91ZM101 179H102V178H101ZM134 179H135V178H134ZM134 179H132V180H134ZM139 179H140V178H139ZM256 179H257V178H256ZM258 179H259V178H258ZM260 179H261V178H260ZM262 179H263V178H262ZM43 180H44V179H43ZM55 180H56V179H55ZM97 180H98V179H97ZM136 180H137V179H135V181H136ZM140 180H142V179H140ZM140 180H139V181H140ZM63 181H64V180H63ZM101 181H102V180H101ZM142 181H143V180H142ZM42 182H43V181H42ZM97 182L99 183L100 181H97ZM102 182H103V181H102ZM102 182H100V183H102ZM133 182H134V181H133ZM137 182H138V181H137ZM137 182H135V183H137ZM262 182H263V181H262ZM138 183H139V184H138ZM138 183H137V184L141 186V184H140L141 181L138 182ZM103 184H104V183H103ZM103 184H102V185H103ZM137 184H136V185H137ZM91 186H92V185H91ZM94 186H95V185H93V187H94ZM104 186H105V184L103 185L102 189L104 188ZM96 187H97V186H96ZM98 187H100V185H99ZM98 187H97V188H98ZM131 187H132V186H131ZM134 187H135V186H134ZM141 187H142V186H141ZM52 188H54V187H52ZM51 190H52V192H53V191H56V190H53V189H51ZM91 191H93V190H91ZM95 191H97V190H95ZM100 191L103 192L102 190H99V192H100ZM163 192H164V191H163ZM165 192H166V191H165ZM260 192H261V191H260ZM146 193H148V192H146ZM146 193H145V194H146ZM154 193H155V192H154ZM100 194H101V193H99V195H100ZM103 194H104V193H102L101 195H103ZM106 194H108V193H106ZM139 194H140V193H139ZM139 194H138V195H139ZM149 194H150V193H149ZM151 194H152V193H151ZM164 194H165V193H164ZM99 195L97 194V197H99ZM142 195H143V193H142ZM153 195H154V197H155V194H153ZM103 196H104V195H103ZM103 196H101V197H103ZM108 196H109V195H105V197H106L107 199H109V197H111V196H109V197H108ZM139 196H140V195H139ZM151 196H152V195H151ZM151 196L149 197V196L147 195V197H148L149 199L151 198ZM140 197H141V196H140ZM99 198H100V197H99ZM123 198H125V197H123ZM126 198H127V197H126ZM141 198L144 199V197H141ZM141 198H140V199H141ZM103 199H105V198H103ZM107 199H106V200H107ZM127 199H128V198H127ZM129 199H130V198H129ZM129 199H128V200H129ZM143 199H142V200H143ZM149 199H147V200H149ZM154 199H155V198H154ZM154 199H153V201H154ZM87 200H88V199H87ZM99 200L102 201L101 198H100ZM128 200H127V201H128ZM147 200H146V201H147ZM101 201L98 202L100 205H101V203H100ZM132 201H134V200L132 199ZM132 201H131V202H132ZM116 202H117V201H116ZM125 202H126V201H125ZM141 202H142V201H141ZM147 202H148V201H147ZM159 202H160V201H159ZM90 203L92 204L93 201H90ZM96 203H97V202H96ZM98 203H97L96 205L99 207ZM104 203H105V202H104ZM108 203H109V202H108ZM114 203H115V202H114ZM128 203H130V202H128ZM93 204H94V203H93ZM105 204H107V201H106ZM119 204H120V203H119ZM119 204H118V206H120ZM130 204H131V203H130ZM135 204H137V203H135ZM94 205H95V204H94ZM122 205H123V204H122ZM125 205H126V204H125ZM132 205H133V204H132ZM144 205H145V204H144ZM150 205H151V204H150ZM88 206H89V205H88ZM90 206H92V205H90ZM101 206H103V201H102V205H101ZM105 206H106V205H104V207H105ZM115 206H116V204H115ZM118 206H116V207H118ZM130 206H131V205H130ZM133 206H134V205H133ZM133 206H132V207H133ZM145 206H146V205H145ZM154 206H155V205H153L152 207L154 208ZM164 206H165V205H164ZM48 207H49V206H48ZM51 207H52V205H51ZM94 207H95V206H94ZM98 207H97V209H99ZM106 207H107V206H106ZM106 207H105V209L107 210ZM110 207H111V206H110ZM81 208H82V207H81ZM85 208H86V207H85ZM91 208H92V207H91ZM102 208H103V207H102ZM102 208L100 207V210H103V209H104V208H103V209H102ZM111 208H112V207H111ZM124 208H125V206H124ZM127 208H128V204H127ZM137 208H138V207H137ZM155 208H156V207H155ZM155 208H154V209H155ZM95 209H96V207H95ZM97 209H96V210H97ZM108 209H110V208L108 207ZM138 209L140 210V208H138ZM138 209H137V210H138ZM82 210H83V209H82ZM110 210L112 211V209H110ZM121 210H122V206H121ZM137 210H136V211H137ZM263 210H264V209H263ZM70 211H71V210H70ZM84 211H86V210L84 209ZM87 211H88V210H87ZM89 211H90V210H89ZM103 211H105V210H103ZM116 211H117V210H116ZM136 211H135V212H136ZM163 211H164V210H163ZM163 211H161V212H163ZM71 212H72V211H71ZM71 212H70V213H71ZM91 212H92V211H91ZM107 212H108V211H107ZM112 212H114V211H112ZM118 212H119V211H118ZM135 212L133 211L132 213L134 214ZM141 212H142V211H140V214H141ZM143 212H144V210H143ZM164 212H166V211H164ZM68 213H69V211H68ZM94 213H95V212H94ZM98 213L100 214V212H98ZM109 213H111V212H109ZM119 213H120V212H119ZM146 213H147V212H146ZM159 213H160V211H159ZM50 214H51V213H50ZM71 214H72V213H71ZM81 214H82V213H81ZM104 214H105V213H104ZM113 214H116V213H113ZM130 214H131V213H130ZM130 214H127V215H129V216L131 217ZM162 214H163V213H162ZM164 214H165V213H164ZM166 214H167V212H166ZM96 215H97V214H96ZM108 215H109V214H108ZM108 215L105 214V216H108ZM123 215H124V214H123ZM93 216H95V215L93 214ZM102 216H103V215H102ZM114 216L117 217V215H114ZM121 216H122V214H121ZM129 216H127L126 218L129 219ZM139 216H141V215H139ZM95 217H96V216H95ZM95 217H93V219H94ZM108 217H109V218H110V217L113 218V215L111 214V215L108 216ZM133 217H134V216H133ZM81 218H82V216H81ZM86 218H87V217H86ZM103 218H104V216H103ZM106 218H107V217H106ZM106 218H105V220H106ZM112 218H111V219H112ZM126 218H125V219H126ZM138 218H139V217H138ZM140 218H142V216H141ZM140 218H139V219H140ZM85 220H86V219H85ZM85 220H83V221H85ZM132 220H133V219H132ZM134 220H135V219H134ZM64 221H65V220H64ZM88 221H89V220H88ZM101 221H102V220H101ZM101 221H100V222H101ZM118 221H119V220H118ZM124 221H125V220H123V223H124ZM73 222H74V221H73ZM90 222H91V221H90ZM102 222H104V219H103ZM107 222H108V221H107ZM0 223H1V222H0ZM82 223H83V222H82ZM88 223H89V222H88ZM105 223H106V222H105ZM120 223H121V222H120ZM132 223H134V222H132ZM137 223H138V221L136 222V224H137ZM84 224L86 225V222H85ZM109 224H111V223H108V224H107V227H108V226H111V225H109ZM124 224H125V223H124ZM128 224L132 225L131 222L128 223ZM136 224H135V225H136ZM138 224H140V223H138ZM1 225H2V224H1ZM93 225H94V224H93ZM95 225H96V224H95ZM97 225H98V223H97ZM100 225H102V224H100ZM103 225L106 226V224H103ZM112 225H113V224H112ZM79 227H80V226H79ZM97 227H99V226H97ZM111 227H112V226H111ZM111 227H110V228H111ZM117 227H118V226H117ZM110 228H109V229H110ZM77 229H78V228H77ZM120 229H121V228H120ZM94 230H96V228H95ZM94 230H93V231H94ZM107 230H108V229H107ZM107 230H105V231H107ZM114 230H115V227H114ZM116 230H118V232H119V229H116ZM90 231L93 232L92 230H90ZM189 231H190V230H189ZM122 232H123V231H122ZM107 233L110 234L109 231H108ZM119 233H120V232H119ZM54 234H55V233H54ZM114 234H115V232H114ZM125 234H126V233H125ZM128 234H129V233H128ZM7 235H8V234H7ZM55 235H56V234H55ZM57 235H58V234H57ZM106 235H107V234H106ZM111 235H113V234L111 233ZM118 235H119V234H118ZM120 235H121V234H120ZM126 235H127V234H126ZM134 235H135V234H134ZM4 236H5V235H4ZM87 236H88V234H87ZM115 236H116V235H115ZM115 236H114V237H115ZM132 236H133V234H132ZM132 236H130V237H132ZM181 236H182V235H181ZM11 237H12V236H11ZM57 237H58V236H57ZM59 237H60V236H59ZM85 237H86V236H85ZM111 237H112V236H111ZM111 237H110V238H111ZM114 237H113V238H114ZM116 237H117V236H116ZM122 237H123V236H122ZM133 237H134V236H133ZM120 238H121V236H120ZM125 238H126V237H125ZM135 238H136V237H135ZM138 238H140V237L138 236ZM13 239H14V238H13ZM96 239H97V238H96ZM105 239H106V238H105ZM116 239H117V238H115V240H116ZM130 239H131V238H130ZM81 240H82V239H81ZM110 240H111V239H110ZM115 240H113V241H115ZM118 240H119V238H118ZM140 240H141V239H139V241H140ZM145 240H147V239H145ZM148 240H150V239H148ZM148 240H147V241H148ZM59 241H60V240H59ZM59 241H58V242H59ZM61 241H62V240H61ZM116 241H117V240H116ZM124 241H125V240H124ZM141 241H142V240H141ZM147 241H145V242H147ZM125 242H126V241H125ZM128 242H129V240H128ZM128 242H127V243H128ZM132 242H133V241H132ZM136 242H138V241H136ZM60 243H61V242H59V244H60ZM97 243H98V242H97ZM100 243H101V242H100ZM100 243H99V245H100ZM108 243H109V242H108ZM114 243H115V242H114ZM139 243H141V242H139ZM201 243H202V242H201ZM48 244H49V243H48ZM75 244H76V243H75ZM90 244H91V243H90ZM101 244H102V243H101ZM125 244H126V243H125ZM133 244H134V243H133ZM15 245H16V244H15ZM46 245H47V244H46ZM107 245H108V244H107ZM128 245H129V244H128ZM139 245H140V244H139ZM26 246H27V244H26ZM109 246H110V245H109ZM23 247H24V246H23ZM57 247H60V246H57ZM73 247H74V246H73ZM89 247H90V246H89ZM89 247H88V248H89ZM106 247H107V246H106ZM21 248H22V247H21ZM101 248H103V245L101 246ZM104 248H105V247H104ZM108 248H109V247H108ZM110 248H111V247H110ZM110 248H109V249H110ZM113 248H114V247H113ZM129 248H130V247H129ZM142 248H143V247H142ZM148 248H149V247H148ZM153 248H154V247H153ZM31 249H32V248H31ZM31 249H29V247H28V250H29V251H30ZM106 249H107V248H106ZM109 249H108V250H109ZM151 249H152V248H151ZM11 250H13V249H11ZM20 250H21V249H20ZM161 250H162V249H161ZM13 251H14V250H13ZM32 251H33V249H32ZM32 251H31L30 253H32ZM53 251H58V250L56 249V250H53ZM109 251H111V249H110ZM130 251H131V250H130ZM146 251H147V250H146ZM11 252H12V251H11ZM20 252H22V250H21ZM34 252H35V251H34ZM39 252H40V251H39ZM28 253H29V252H28ZM12 254H13V253H12ZM33 254H34V253H33ZM90 254H91V253H90ZM144 254H145V252H144ZM24 255H25V253H24ZM30 255H31V254H30ZM30 255H29V256H30ZM38 255H39V253H38ZM91 255H92V254H91ZM7 256H8V255H7ZM18 256H19V255H18ZM32 256H33V255H32ZM32 256H31V258H32L31 260H33V257H32ZM114 256H116V255L114 254ZM122 256H123V255H122ZM157 256H158V255H157ZM14 257H15V256H14ZM25 257H26V256H25ZM41 257H42V255H41ZM43 257H44V256H43ZM61 257H62V256H61ZM92 257L95 258L94 255H93ZM118 257H119V255H118ZM158 257H159V256H158ZM1 258H2V257H1ZM23 258H24V257H23ZM58 258H59V257H58ZM116 258H117V257H116ZM17 259H18V258H17ZM17 259H16V260H17ZM26 259H27V258H26ZM39 259H40V258H39ZM59 259H61V258H59ZM13 260H15V259H13ZM19 260H21V259H19ZM40 260H41V259H40ZM40 260H39V261H40ZM61 260H62V259H61ZM135 261H136V260H135ZM162 261H163V260H161V262H162ZM3 262H4V261H3ZM27 262H28V261H27ZM27 262H26V263H27ZM32 263H33V262H31V264H32ZM13 264H14V263H13ZM28 264H29V262H28ZM33 264H35V263H33Z\"/></svg>",
	"mask_w": 264,
	"mask_h": 264
}]
</instances>
